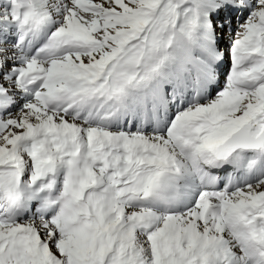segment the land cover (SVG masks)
<instances>
[{"label": "snow or ice", "instance_id": "snow-or-ice-1", "mask_svg": "<svg viewBox=\"0 0 264 264\" xmlns=\"http://www.w3.org/2000/svg\"><path fill=\"white\" fill-rule=\"evenodd\" d=\"M0 264H264V0H0Z\"/></svg>", "mask_w": 264, "mask_h": 264}, {"label": "bare ground", "instance_id": "bare-ground-1", "mask_svg": "<svg viewBox=\"0 0 264 264\" xmlns=\"http://www.w3.org/2000/svg\"><path fill=\"white\" fill-rule=\"evenodd\" d=\"M236 27H237V19L235 18V15H233L232 23H231V29H232L233 35L230 36L229 34L224 33L223 37L219 43V47L222 49V51L224 53V60L221 62V65L219 66L221 84L223 83L224 78L226 76V73H227L226 70L230 69V67H228V66L231 63V61H230L229 55L226 54V50L228 51V47H229L230 42L234 36V32L237 29Z\"/></svg>", "mask_w": 264, "mask_h": 264}, {"label": "rangeland", "instance_id": "rangeland-1", "mask_svg": "<svg viewBox=\"0 0 264 264\" xmlns=\"http://www.w3.org/2000/svg\"><path fill=\"white\" fill-rule=\"evenodd\" d=\"M240 19L241 20H243V18L242 17H240ZM237 28V27H236ZM236 31V30H235ZM217 32H218V34H219V29L217 30ZM227 32V34H228V31H227V26H226V29H225V31H224V33H226ZM234 34H235V32H234ZM226 54H228V51L226 50ZM229 55V54H228ZM228 67H231V63L229 64V66ZM227 72L229 71V69L228 70H226Z\"/></svg>", "mask_w": 264, "mask_h": 264}]
</instances>
